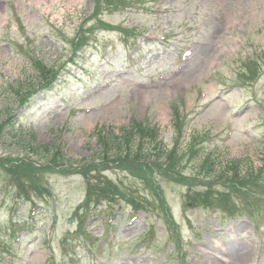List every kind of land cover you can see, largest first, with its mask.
<instances>
[{
	"label": "rangeland",
	"instance_id": "rangeland-1",
	"mask_svg": "<svg viewBox=\"0 0 264 264\" xmlns=\"http://www.w3.org/2000/svg\"><path fill=\"white\" fill-rule=\"evenodd\" d=\"M95 3L0 0V159L59 162L39 168L37 189L0 169V264H264V0H99L97 14ZM77 32L91 34L69 62ZM35 62L54 69L47 89ZM252 66L260 74L248 82ZM134 123L157 131L148 153L178 136L180 171L202 180L188 182L196 193L229 194L227 178L251 175L248 194L233 192L230 211L192 202L165 176L153 191L112 168L102 173L141 206L120 197L79 207L75 165L102 156L100 135Z\"/></svg>",
	"mask_w": 264,
	"mask_h": 264
},
{
	"label": "trees",
	"instance_id": "trees-1",
	"mask_svg": "<svg viewBox=\"0 0 264 264\" xmlns=\"http://www.w3.org/2000/svg\"><path fill=\"white\" fill-rule=\"evenodd\" d=\"M106 6L109 8L112 7V0H102ZM101 4L99 0H96L94 12L100 9ZM100 25L106 28L107 25L103 24L102 21L98 22ZM120 30H122L120 28ZM87 35L86 33L78 32L76 36L71 40V55L69 61H72V57L76 54L77 49L82 48L87 43ZM41 65L42 68H37L39 71V75L41 77L40 85L41 88L47 89L52 80L55 77L53 67L48 68L45 65L35 62V65ZM252 67H250L251 69ZM249 74L252 76L254 74L253 70L249 71ZM30 91L21 94L19 96V100L25 105L30 101ZM30 96V97H29ZM175 126L177 129V135H181L182 129L181 127V119L180 116L176 113ZM9 118V117H8ZM10 120V119H9ZM8 120H4L0 123V137L3 134V127L7 126ZM130 130L121 131L120 136H115L111 140L110 138H105L104 135L99 136V141L104 147V151L100 153L102 156L100 158L94 159H86L80 162L78 165H75L78 173L82 175L85 180V197L83 199L82 204L79 206L84 210H88L90 203L92 202L94 205H98L102 201L111 202L114 198H125L127 201L123 191L119 189L117 184L109 179L102 172L112 169V168H120L122 170H126L130 174L140 177L143 179L153 191H156L153 186H155L157 182V177L154 176V172H157L159 175L157 176H165L166 178L175 181L180 184H184L188 187V182L197 180L193 179V177L185 176L180 171V164L182 163V156L178 151L177 143L173 146V148L164 154V158L159 156L158 154H154L152 151L148 153L147 149L144 148V144L147 142H151L153 144L152 150L156 151L158 149L157 144L159 140L157 139V132L152 127H145L139 123H134ZM103 130H99L98 133H102ZM124 134V135H122ZM139 135L141 138L135 142H132V136ZM111 145V147H110ZM43 148V153L48 154V146L41 147ZM116 149V150H115ZM113 150L117 152L116 154H111L109 151ZM194 151L192 144L189 145L187 152ZM54 152L50 154H54ZM55 157L60 156L58 152H56ZM162 159L161 162L159 160ZM208 159H206V162ZM16 162H18L16 164ZM53 167H51L50 159L48 163L42 167H39V162L35 163L26 159H0V169L3 170L6 176H10L12 182L18 188L23 187L21 183L30 182L34 184L37 189L35 180H38L35 173L41 168V170H53L54 167L59 165V162H53ZM62 162H67L63 161ZM71 165V161L68 160ZM76 163V162H75ZM38 165V166H37ZM254 179L253 176L247 175L238 179L235 175L227 178L225 181L227 186L226 190L229 191L227 193H219L216 196L212 195L211 192L206 191L203 193L195 192L194 189L188 187V192L191 193L192 201L197 204H208L213 206H219L225 210L232 211V206L229 205L230 197H232V193H242L248 194L249 189L246 186V183L249 182L250 178ZM202 181L201 179H198ZM130 196V195H127ZM133 202H129L132 205L141 206V202L130 197Z\"/></svg>",
	"mask_w": 264,
	"mask_h": 264
}]
</instances>
